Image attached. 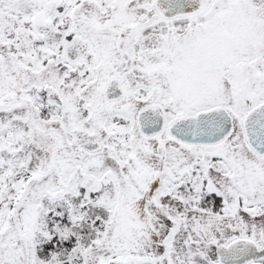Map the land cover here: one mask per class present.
Segmentation results:
<instances>
[{"label": "snow or ice", "instance_id": "6c2138e0", "mask_svg": "<svg viewBox=\"0 0 264 264\" xmlns=\"http://www.w3.org/2000/svg\"><path fill=\"white\" fill-rule=\"evenodd\" d=\"M0 264H264V0H0Z\"/></svg>", "mask_w": 264, "mask_h": 264}]
</instances>
